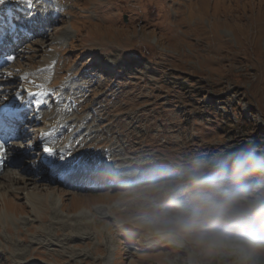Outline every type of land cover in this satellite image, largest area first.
Segmentation results:
<instances>
[{"label":"rangeland","instance_id":"1","mask_svg":"<svg viewBox=\"0 0 264 264\" xmlns=\"http://www.w3.org/2000/svg\"><path fill=\"white\" fill-rule=\"evenodd\" d=\"M59 1L46 35L22 39L2 67L0 108L17 107L22 77L49 63L43 118L21 106L33 122L20 141L68 110L60 139L103 140L93 152L121 162L108 156L100 172L122 184L60 183L15 145L0 162V264H264V0ZM19 173L27 190L6 178ZM194 174L232 205L185 230ZM197 232L222 238L196 244Z\"/></svg>","mask_w":264,"mask_h":264},{"label":"snow or ice","instance_id":"2","mask_svg":"<svg viewBox=\"0 0 264 264\" xmlns=\"http://www.w3.org/2000/svg\"><path fill=\"white\" fill-rule=\"evenodd\" d=\"M7 0H0V5H4ZM18 2L25 4L29 9V14L26 15V22L31 25H37L40 23L41 18L48 14V9L44 8L39 10V12H33V6L36 0H18ZM56 7H59V0H56ZM14 25L9 26L5 30H0V43H2L3 38L7 34L14 33ZM6 61L11 62L15 57L9 55L5 57ZM2 67V66H0ZM42 71V70H41ZM5 77H11L13 74L11 72H5L3 74ZM34 75V74H33ZM24 80H28V75L22 77ZM33 86L37 89H41L44 86L42 84H36L35 81H32ZM3 94V88L0 87V95ZM37 94L43 96L44 92H28L29 96H36ZM16 99H21L22 93L17 91L15 93ZM41 101L36 100L35 104L39 105ZM18 117L7 110V107L0 109V161H2L6 154L14 150V146L19 144L22 148V155L31 159L35 163L29 165L30 167H39L40 165L52 166V167H63L64 161L66 159L64 154H60L58 157L55 153V150L46 143L36 144L35 146L30 143L32 141L31 136H27L22 142L18 139L17 129L15 125V120ZM39 152L41 159L37 160L35 153Z\"/></svg>","mask_w":264,"mask_h":264},{"label":"bare ground","instance_id":"3","mask_svg":"<svg viewBox=\"0 0 264 264\" xmlns=\"http://www.w3.org/2000/svg\"><path fill=\"white\" fill-rule=\"evenodd\" d=\"M43 3L40 1L39 2V4L37 3V2H35V4H34V8H38L39 7V5H42ZM44 5V4H43ZM42 5V6H43ZM42 6H40V9L39 10H41V8H42ZM45 6V5H44ZM43 6V7H44ZM35 9V11L34 12H39V10H36ZM26 14H29V11H27V13ZM2 18H3V8L2 7H0V20H2ZM4 23H6V20L4 19ZM25 24H27V28H28V34L31 32V33H33V31L36 29V27L37 26H29L28 25V23L27 22H25ZM0 25L2 26V28H3V30H4V27H3V25H2V23H0ZM41 25L42 24H39V26L41 27ZM38 28V27H37ZM7 29V28H6ZM4 37H7V35H5ZM18 38H22V39H24L25 37L23 36V35H18L17 36ZM63 37V36H62ZM21 39V40H22ZM13 45H9V47L8 48H12V50H13ZM1 50H0V52L3 50L2 48H0ZM11 49L10 50H8V53L9 52H11L12 51ZM5 55H2V54H0V58H2V57H4ZM51 57V56H50ZM44 73H46V72H43V74ZM39 75H42V74H39ZM34 80H37V79H34ZM37 81H39V80H37ZM62 86V85H61ZM32 89H36V87H32ZM28 98L29 99H33V98H36V97H31V96H29L28 95ZM18 109L19 110H21L22 108L21 107H18ZM14 112H16V111H11V113H14ZM20 113V112H19ZM15 114V113H14ZM21 114H22V112H21ZM23 115V114H22ZM18 116V118L19 119H16L15 120V122H16V125H19V123L20 122H23V121H25L24 120V117L23 116ZM23 119V120H22ZM19 122V123H18ZM29 122H33V120H29ZM87 129H89V128H87ZM47 131V128H46V130H45V132ZM87 131V130H86ZM80 133V132H79ZM77 133V136H79L78 138H79V141H85V144H84V146H77V149L75 150V151H73V153L71 152V155L69 156V157H67L66 159H65V162H66V164L67 165H69L70 167H75V166H78L79 164L81 165V163L82 162H86L87 164H91V162L92 161H95L96 160V158H99V160H98V162H100L99 164L100 165H102V162H104V160H106L107 159V157L109 156L111 159H112V164H118L119 165V163L121 162V158H120V153H118V152H115V151H110V153L107 155V154H102L103 152H102V150L101 149H99L98 151L96 150V152H93L97 147L99 148V147H102L101 145H103L104 144V142H103V140H99V141H95L94 139H86L85 138V135L83 134V132H82V134L80 133ZM89 135H90V132H89ZM106 135V134H105ZM88 136V135H87ZM94 136V135H93ZM102 137V136H101ZM38 138V137H37ZM101 139V138H100ZM39 140V139H38ZM42 141H45V140H42ZM46 142V141H45ZM74 142V141H73ZM113 143V142H112ZM113 150V149H112ZM98 154V156L97 157H95L94 155L95 154ZM107 153V152H106ZM120 154V155H119ZM8 157H10L9 156V154H6ZM1 162V161H0ZM15 164H16V162H15ZM5 165V164H4ZM17 165V164H16ZM15 165V166H16ZM133 165V164H132ZM4 167H7V166H4ZM22 167V166H21ZM21 167H18V168H21ZM125 167H128V164H126V166ZM132 167V166H131ZM22 169H23V167H22ZM122 169V168H121ZM124 169V168H123ZM1 171H3V169H0ZM15 170H17V169H15ZM23 170H25V171H28L27 169H23ZM53 170L55 171V173L56 174H59L60 176L59 177H55L54 176V178L53 179H55V178H58V180H59V178H61L62 176H66V175H68V172L67 171H64V170H66V169H61L60 171H57V168H55V167H53ZM53 170H52V173H53ZM0 171V172H1ZM5 171V170H4ZM9 171V170H8ZM123 171V170H122ZM11 172H9V174H10ZM13 173V172H12ZM30 172L28 171V174H29ZM73 173H76L79 177H80V179H78V180H73L72 182L74 183V182H76L74 185H78L79 183H83L84 181H90V183L92 182V183H97V185H99V184H101L103 181L105 182V180H108V178L110 179L111 177H110V172L108 173V172H106V173H101V172H88V174L89 175H91L92 174V176H89V175H87V172H85V171H81L80 169H77L75 172H72L71 174H73ZM114 174V173H113ZM8 175V174H7ZM22 175V174H21ZM20 175V173L19 174H17L16 176H12V175H8V176H6V178H8L7 180H9V182H14L16 185H18V184H23V187L22 188H18V189H16V190H21V189H26L27 190V185H29V184H32V183H34V181L32 180V178L33 177H35V175H30L29 174V177H32V178H29L28 177V179H25L23 176H21ZM37 177H39V178H42L43 177V175H41L40 173L39 174H37L36 175ZM1 177V176H0ZM106 177V178H105ZM108 177V178H107ZM112 177H114V176H112ZM137 176H133V178H136ZM132 178V179H133ZM34 179H36V178H34ZM119 180V179H118ZM30 181H32V183L30 182ZM39 181V180H38ZM26 182H30V183H26ZM77 182H79V183H77ZM115 182V181H114ZM71 183V182H70ZM84 183H87V182H84ZM128 183V182H127ZM69 184V183H68ZM97 185H96V187H97ZM112 185H114V184H112ZM121 185H118V187H120ZM117 187V188H118ZM32 189L34 190V189H36V187L34 186V187H32ZM45 190V189H44ZM149 191V190H148Z\"/></svg>","mask_w":264,"mask_h":264},{"label":"clouds","instance_id":"4","mask_svg":"<svg viewBox=\"0 0 264 264\" xmlns=\"http://www.w3.org/2000/svg\"><path fill=\"white\" fill-rule=\"evenodd\" d=\"M191 182L198 185L196 189V196L192 202L184 205V215L179 219L185 230H194L197 223L205 216L218 219L230 210L232 205V194L230 191L223 193L215 191L213 185L209 181H202L198 175L190 177ZM171 190V189H170ZM205 193H212V195H203ZM222 237L217 233H203L197 232L193 237V243L201 244Z\"/></svg>","mask_w":264,"mask_h":264}]
</instances>
